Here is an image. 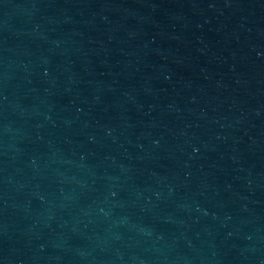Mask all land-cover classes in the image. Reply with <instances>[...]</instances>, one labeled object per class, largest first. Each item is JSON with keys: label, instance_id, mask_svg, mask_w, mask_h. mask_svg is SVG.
Instances as JSON below:
<instances>
[{"label": "water", "instance_id": "water-1", "mask_svg": "<svg viewBox=\"0 0 264 264\" xmlns=\"http://www.w3.org/2000/svg\"><path fill=\"white\" fill-rule=\"evenodd\" d=\"M0 264H264V0H0Z\"/></svg>", "mask_w": 264, "mask_h": 264}]
</instances>
